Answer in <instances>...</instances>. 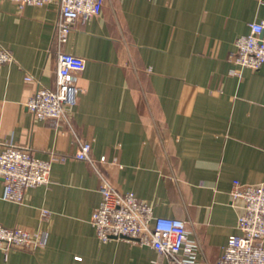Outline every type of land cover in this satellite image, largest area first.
Listing matches in <instances>:
<instances>
[{"label": "crops", "instance_id": "obj_1", "mask_svg": "<svg viewBox=\"0 0 264 264\" xmlns=\"http://www.w3.org/2000/svg\"><path fill=\"white\" fill-rule=\"evenodd\" d=\"M59 14L57 1L0 0V46L15 57L0 66V151L12 143L56 157L50 183L22 203L4 198L0 177V224L47 236L33 250L0 249V264H171L150 245L98 237L101 177L77 158L79 140L106 156L100 169L114 187L186 220L199 259L215 263L239 233L234 180L264 184V65L231 59L236 39L264 19V0H107L61 47L86 67L71 122L54 126L28 109L38 83L26 75L55 88Z\"/></svg>", "mask_w": 264, "mask_h": 264}, {"label": "built area", "instance_id": "obj_2", "mask_svg": "<svg viewBox=\"0 0 264 264\" xmlns=\"http://www.w3.org/2000/svg\"><path fill=\"white\" fill-rule=\"evenodd\" d=\"M19 6H43L57 1L60 14L56 21V38L60 46L55 88L42 85L32 74L37 89L27 102L28 109L39 119L54 126L71 122V107L80 89L76 73L85 69L86 59L62 50L70 33L80 24L102 12L107 0H12ZM248 33L239 36L231 59L242 67L258 69L264 65V19L249 24ZM15 60L13 52L0 46V66ZM77 158L91 163L101 177L102 200L94 209L91 222L103 241L124 238L153 247L159 257L170 258L171 264H264V184H244L234 180L231 196L244 200L238 218L239 233L231 234L222 255L215 263L198 257L200 244L189 238L187 221L179 217L159 216L153 206L133 191H121L103 175L100 164L106 156L96 159L88 140H79ZM36 156L30 147L9 143L0 151V177L4 181V198L22 203L27 189L49 184L53 161ZM44 232L0 224V249L33 250L46 245Z\"/></svg>", "mask_w": 264, "mask_h": 264}]
</instances>
